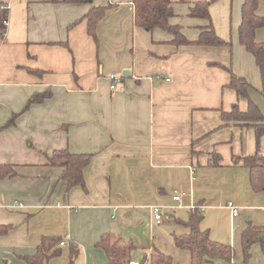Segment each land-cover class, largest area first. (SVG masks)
<instances>
[{
    "label": "crops",
    "instance_id": "0c3cea01",
    "mask_svg": "<svg viewBox=\"0 0 264 264\" xmlns=\"http://www.w3.org/2000/svg\"><path fill=\"white\" fill-rule=\"evenodd\" d=\"M0 1L8 6L0 128L17 116L14 126L0 129V164L16 173L0 179V227L11 228L0 234V264H26L42 237L65 243L47 264H69L71 245L77 249L71 264H106L97 246L105 235L129 248L128 262L148 264L157 249L174 264H190L174 238L190 233L194 211L198 229L231 250L229 260L203 264H244L242 229L246 222L264 226V192L252 190L242 164L257 152L254 130L222 121L233 105L245 112L247 101L227 87L230 73L220 67L251 85L249 96L264 115L258 68L238 41L244 0L216 1L210 22L188 16L194 2L207 0L172 5L170 24L186 40L196 41L210 24L231 40V51L176 46L164 30L136 26L132 0ZM93 8L105 12L90 33L84 16ZM256 14L264 17V0ZM255 41L264 42V26ZM111 74L122 78L116 91ZM48 90L49 99L23 112L31 96ZM60 149L91 155L82 187L67 189L62 169L48 165L47 156ZM152 206L161 208L159 225ZM246 264H264L258 243Z\"/></svg>",
    "mask_w": 264,
    "mask_h": 264
},
{
    "label": "trees",
    "instance_id": "16d2710c",
    "mask_svg": "<svg viewBox=\"0 0 264 264\" xmlns=\"http://www.w3.org/2000/svg\"><path fill=\"white\" fill-rule=\"evenodd\" d=\"M218 0L196 1L189 9L188 16L194 19H201L210 22L209 7ZM70 3H90L91 0H69ZM182 2V0H132L134 6V23L136 26L146 31L161 29L172 36V43L176 46L198 45L210 47L230 46V43L220 39L210 26L201 29V33L196 41L190 42L182 35L179 26L171 25L170 19L173 16L172 5ZM0 1V41L2 40L7 23L8 9H5ZM258 0H244L241 7V21L238 28L239 44L246 52L252 55L258 68L261 87L260 96L264 99V42L255 41V33L264 26V17L258 16L256 10ZM104 8L91 9L84 19L87 20L90 33L96 22L104 15ZM230 73V81L227 87L233 90L238 98L247 101V110L241 112L237 105H233L229 112H222L223 122H234L243 127H251L255 133L257 152L253 156L242 158V164L249 171V182L252 190L256 193L264 192V155L259 152L260 139L264 137V115L258 106L251 100L249 91L251 85L242 77L234 75L230 69L224 68ZM51 92L35 94L29 98L23 112L32 105L43 103L51 97ZM16 115H13L8 122L0 129L12 127L15 124ZM47 163L52 167L62 169L61 180L66 183L67 189L75 186H83V170L89 164L91 155L81 153H71L66 149L54 150L47 156ZM238 162L239 159H234ZM16 173L11 164H0V179L12 177ZM199 214L197 211L190 213L187 225L190 233L183 236H176L174 243L177 248L188 251L191 255L190 264H203L205 259L222 258L229 260L231 250L229 247L212 242L207 232L198 229ZM8 226L0 227V234L6 233ZM60 240L53 237H42L36 252L32 256L24 258L26 264H46L50 259L58 257L61 253ZM258 243L264 254V226L249 225L241 233L242 255L244 264L249 259L251 245ZM106 255V264H128V250L112 242L109 235L103 236L97 244ZM70 255L75 257L77 249L71 245ZM71 257V264L74 257ZM148 264H174L171 257L155 249L149 259Z\"/></svg>",
    "mask_w": 264,
    "mask_h": 264
},
{
    "label": "built area",
    "instance_id": "2783aa9c",
    "mask_svg": "<svg viewBox=\"0 0 264 264\" xmlns=\"http://www.w3.org/2000/svg\"><path fill=\"white\" fill-rule=\"evenodd\" d=\"M5 9H8V6H5ZM7 26V23H6ZM108 79L111 81L110 84V90L112 91H116L119 89V85L122 82V78L118 77L117 75L111 74ZM168 81V80H166ZM181 198V194H177L175 196L172 197L173 202H178L180 201ZM18 207H22V204H18ZM226 207L232 212L233 216H237L238 215V210L237 208L234 206V204L232 202H227ZM151 215L153 218V221L155 223V225H159L162 222V214H161V208L159 206H152L151 208ZM60 246L65 245L64 242H60L59 244ZM128 264H139L137 262H128Z\"/></svg>",
    "mask_w": 264,
    "mask_h": 264
},
{
    "label": "rangeland",
    "instance_id": "374dc122",
    "mask_svg": "<svg viewBox=\"0 0 264 264\" xmlns=\"http://www.w3.org/2000/svg\"><path fill=\"white\" fill-rule=\"evenodd\" d=\"M185 2H186V0H184V2L181 3V5H184ZM228 41L230 42V44H231V46H232L231 40L229 39ZM231 46H222V47H224V49L227 50V51H231ZM261 140H264V138H261L260 141H261ZM259 148H260V150L264 153V144H260V143H259ZM247 216H248V215L241 216V217H242V220H247V219H248ZM163 221H164V218H163ZM250 221H251V220H250ZM246 224L248 225L247 222H246ZM247 225L245 226V224H244V228H243L242 230H245L246 227H247ZM46 264H47V263H46Z\"/></svg>",
    "mask_w": 264,
    "mask_h": 264
},
{
    "label": "water",
    "instance_id": "95a60500",
    "mask_svg": "<svg viewBox=\"0 0 264 264\" xmlns=\"http://www.w3.org/2000/svg\"><path fill=\"white\" fill-rule=\"evenodd\" d=\"M126 73V72H125ZM124 75H126V74H124Z\"/></svg>",
    "mask_w": 264,
    "mask_h": 264
}]
</instances>
